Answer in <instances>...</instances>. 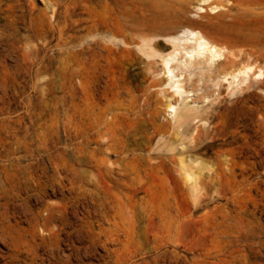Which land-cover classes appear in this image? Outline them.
<instances>
[{
	"label": "rangeland",
	"instance_id": "1",
	"mask_svg": "<svg viewBox=\"0 0 264 264\" xmlns=\"http://www.w3.org/2000/svg\"><path fill=\"white\" fill-rule=\"evenodd\" d=\"M3 1L5 4L4 10L3 7L0 10V35L2 32L9 33L10 30L13 37L32 35V43L25 44V40L23 42L24 47L28 45L26 49H22L26 54L25 58L18 54V48L14 49L0 41V169L2 165L9 164L12 172L11 175L3 176L5 190L12 195L17 193L15 195L28 197L35 207H41L46 202L71 204L72 196L79 192L87 195H113L120 190L128 191L127 187H122L113 177L107 176L100 177L95 184H86L83 190L73 187L70 176L73 102L68 82V63L55 62L49 68L42 64L40 70L38 65H35L39 57L43 59L45 51L42 46L44 37L48 34L47 23H42V18L48 20L52 12L54 14L62 11L67 13L72 21L87 19L95 22L106 17L113 18V5L109 4L108 0ZM118 2L123 12L122 22L128 21L138 28L139 34L132 45L134 51L116 52L105 62V66L100 62L93 65L90 71L88 98L85 103L80 101V128L86 129L92 135L98 114L107 105H117L122 107V110L128 108L129 104V109L131 106L140 108L137 111L142 121L150 127V131L159 133L153 140L152 155L160 156L162 165L153 172L155 180H144V188L148 189V192L140 193V196L147 197L148 201L151 199V206L156 207L157 212L162 213V209L167 207L164 203L171 201L176 204L178 202L175 205L179 211L193 208L197 210V215L215 212L218 215L216 223L219 228L225 226L221 223L220 215L226 211L254 212L264 224V152L262 156L258 152L264 148V76H254L246 81L237 80L230 84V76L229 79L224 78L222 71L227 69V66L229 68L231 62L223 55L218 57L209 69L206 67L203 71L199 62H196V65L190 67V71L174 76L176 87H171L166 81L162 59L147 58L136 46V42L141 43L144 38L153 35L148 34L149 28L158 23L165 36L180 35L184 29L192 27L202 29L211 38L230 44L234 39L228 34L229 20L233 17L236 33L243 36L251 31L248 21L255 16L243 14L242 9L236 5L230 10L223 7L213 11L210 4H197V0ZM172 2L178 6L167 15L164 8ZM6 19H9V22ZM11 22L17 24L19 32L13 28ZM211 26L220 27L224 33H214ZM252 32L262 37L264 35L260 30ZM129 33L123 28L120 36L128 40ZM99 35L101 34L91 38H98ZM50 39L53 51L48 52L46 59L52 53L58 54V34L54 36L51 33ZM159 40L154 43L159 53L166 54L172 50L171 43L165 39ZM161 44L166 46L162 47ZM176 72L180 73V70ZM179 84L182 85L179 87ZM177 90L180 99L199 105L201 117L206 121V124L194 122L190 127L194 128L196 124H200L203 131L210 129V133L202 139L203 147L199 153L192 152L188 146L189 138L178 135L173 119L165 112L169 97ZM135 102L140 104V107L136 106ZM84 104L87 105L86 115L82 113ZM130 115L132 117V114ZM182 141L185 148H178ZM92 146L93 159L102 161L106 155L95 151ZM8 152L10 156L5 155ZM181 154L183 157L190 155L189 159L191 157L197 164H206L217 172V177L209 179L208 185L213 186V190L207 198L208 205L196 207L195 203L200 197L195 190L192 192L190 183L193 181H185V177H179L171 169L169 157L173 156L175 162H179ZM114 158L111 156L110 160ZM10 160H15L20 166H11ZM240 167H247V172L240 175ZM204 173L208 178L212 171L205 169ZM70 204V210L76 209ZM19 210L21 211L20 208ZM27 215L20 213L17 218L20 220L19 227L22 232L30 238L31 227ZM43 215L50 216L47 211H44ZM160 215L157 213V219L163 218V215ZM235 223L233 220L226 225ZM205 227L204 221L193 223L184 230L183 237L194 241L202 239L205 234L210 233ZM147 259L150 261L152 256L149 255ZM6 261L0 260V264H6Z\"/></svg>",
	"mask_w": 264,
	"mask_h": 264
},
{
	"label": "bare ground",
	"instance_id": "2",
	"mask_svg": "<svg viewBox=\"0 0 264 264\" xmlns=\"http://www.w3.org/2000/svg\"><path fill=\"white\" fill-rule=\"evenodd\" d=\"M108 1L113 5V18L106 17L95 22L87 19L72 21L71 17L62 11H54V14L52 12L53 18L51 14V17H47L48 20L42 18V23H47L48 34L45 35L42 46L45 51L43 59L39 57L35 65H38L40 70L42 64L49 68L55 62L68 63V82L73 102L70 163L73 187L83 190L86 184H95L100 177L107 176L113 177L122 187H127L128 191L120 190L113 195H87L79 192L72 196L71 204L76 207L74 210H70V203L46 202L41 207H35L28 197L15 195L17 193L12 195L5 190L3 176L11 175L12 172L9 164L2 165L0 260H7L6 264H264V224L256 213L245 210L237 213L226 211L220 215L221 223L225 226L219 228L216 223L218 215L215 212L197 215V210L193 208L179 211L176 206L178 202L172 203L167 199L176 204L177 209L170 203H164L167 207L162 209L161 213L157 212L155 206H151V199L148 201L147 197L140 196L141 192H148V189L144 188V180H155L153 172L162 165L160 156L152 155L153 140L159 133L150 131V127L142 121L137 111L140 108L131 106L129 109V104L128 108L122 110V107L110 104L100 110L93 125L95 131L92 135L86 129L80 128V101L85 103L88 98L91 68L96 62L104 65L116 52L132 53L133 42L139 34L137 25L128 21L122 22L120 2ZM204 3L210 4L213 11L223 7L230 10L236 5L242 9L243 14L254 15L255 17L248 21L251 31L239 36L234 29L232 17V20H229L230 28L227 30L234 42L228 44L211 38L202 29L192 27H187L180 35L165 36L158 23L149 28L148 34H153L151 37L144 38L141 43L136 42L138 50L147 58L162 59L166 81L171 87L175 86L174 76L190 71V67L196 65V62H199L203 71L206 67L209 69L212 63L223 55L231 62V66L222 71L224 78L229 79L230 76V84L237 80L246 81L254 76H264V35L262 37L252 32L260 30L264 33V0H197V4ZM3 4L5 2L0 0V10ZM177 6L175 2L166 4L164 11L168 15ZM12 26L19 32L16 23H12ZM123 28L130 32L127 35L128 40L120 36ZM212 30L214 33H224L220 27H212ZM10 32H2L0 41L14 49L18 48V54L25 58L26 54L22 49H26L28 45L24 47L23 42L25 40V44L32 43V35L13 37ZM51 33L54 36L58 34V54L52 53L46 59L48 52L53 51ZM93 34L101 35L91 38ZM159 39L171 43L172 50L166 54L159 53L154 47V43ZM177 70H180V73H177ZM138 105L140 107V104H136ZM83 106L82 113L86 115L87 105ZM165 112L173 119L178 135L189 138L188 146L192 152L199 153L203 147L202 139L210 133L209 128L203 131L200 124H196L194 128L190 127L194 122L206 124L201 117L199 105L180 99L177 90L169 97ZM263 142L264 140L262 144ZM91 146L106 157L102 161L94 160ZM180 146L185 148L183 141L178 148ZM141 151L148 152L143 154ZM258 152L262 156L264 148ZM5 155L10 156L9 152ZM111 156L115 157L112 161ZM189 156L183 157L181 154L179 162H175L173 156H170V166L179 177H185V181H193L190 183L192 192L195 190L200 197L195 205L202 207L207 204V198L213 190V186L208 185L209 179L217 177L218 174L206 164H197V161L191 157L189 159ZM10 165L20 166L15 160H10ZM23 168L27 169L25 166ZM246 168L240 169V175L247 172ZM205 169L212 171L208 178L204 175ZM44 211L50 216L45 217ZM156 212L162 214L163 218L160 215V220L157 219ZM20 213L28 214L30 238L26 237L27 234L25 235L19 227ZM233 220L236 221L235 224L226 225ZM201 221L205 222V228L210 230V233L199 240H186L183 237L184 230ZM21 255L24 257L21 258ZM149 255L152 256L150 261L147 259Z\"/></svg>",
	"mask_w": 264,
	"mask_h": 264
}]
</instances>
